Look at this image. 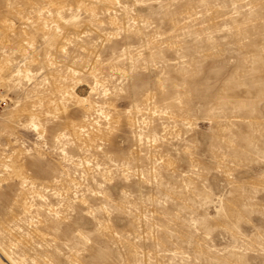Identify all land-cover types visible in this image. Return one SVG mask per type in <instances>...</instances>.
<instances>
[{"label": "rangeland", "instance_id": "1", "mask_svg": "<svg viewBox=\"0 0 264 264\" xmlns=\"http://www.w3.org/2000/svg\"><path fill=\"white\" fill-rule=\"evenodd\" d=\"M0 67V264H264V0H0Z\"/></svg>", "mask_w": 264, "mask_h": 264}, {"label": "bare ground", "instance_id": "2", "mask_svg": "<svg viewBox=\"0 0 264 264\" xmlns=\"http://www.w3.org/2000/svg\"><path fill=\"white\" fill-rule=\"evenodd\" d=\"M110 9V8H109ZM47 22V21H46ZM48 25V24H47ZM42 26H44V25H42ZM44 30V29H43ZM24 66V65H23ZM22 67V66H21ZM23 69V68H22ZM2 70V67H0V71ZM18 72V74L17 75H20L21 73H23V71L21 70V68H19V70L17 71ZM25 72H27V75H30L31 74V72H30V70H26ZM88 105V104H87ZM30 122H29V125L32 127V129L35 131V132H40V129H41V124H40V122H39V119H38V117L37 116H32V117H30ZM86 121H88V120H86ZM91 125V124H90ZM92 126H94V125H92ZM42 130V129H41ZM77 130H80V131H85L84 130V128H78ZM41 133V132H40ZM43 134V133H42ZM93 134V133H92ZM75 166V165H74ZM27 182L25 181V183L24 184H26ZM2 255V257H3V259H4V262L6 263V264H14V262L10 259V258H8V257H6L4 254H1Z\"/></svg>", "mask_w": 264, "mask_h": 264}, {"label": "built area", "instance_id": "3", "mask_svg": "<svg viewBox=\"0 0 264 264\" xmlns=\"http://www.w3.org/2000/svg\"><path fill=\"white\" fill-rule=\"evenodd\" d=\"M7 100L0 99V111L3 110L7 106Z\"/></svg>", "mask_w": 264, "mask_h": 264}]
</instances>
